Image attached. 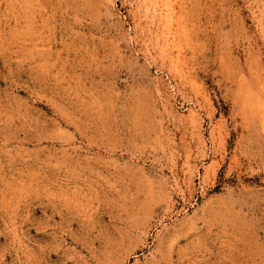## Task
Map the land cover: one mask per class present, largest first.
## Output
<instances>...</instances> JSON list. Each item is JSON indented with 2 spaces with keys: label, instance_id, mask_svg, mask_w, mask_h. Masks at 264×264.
I'll return each mask as SVG.
<instances>
[{
  "label": "rangeland",
  "instance_id": "374dc122",
  "mask_svg": "<svg viewBox=\"0 0 264 264\" xmlns=\"http://www.w3.org/2000/svg\"><path fill=\"white\" fill-rule=\"evenodd\" d=\"M0 264H264V0H0Z\"/></svg>",
  "mask_w": 264,
  "mask_h": 264
}]
</instances>
